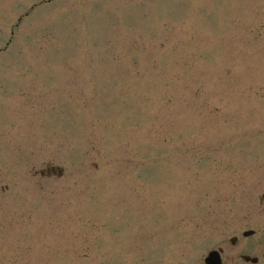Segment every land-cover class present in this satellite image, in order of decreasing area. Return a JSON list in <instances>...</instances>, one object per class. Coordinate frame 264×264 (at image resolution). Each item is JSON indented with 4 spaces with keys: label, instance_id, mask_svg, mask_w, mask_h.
Masks as SVG:
<instances>
[{
    "label": "rangeland",
    "instance_id": "374dc122",
    "mask_svg": "<svg viewBox=\"0 0 264 264\" xmlns=\"http://www.w3.org/2000/svg\"><path fill=\"white\" fill-rule=\"evenodd\" d=\"M218 248L264 264V0H0V264Z\"/></svg>",
    "mask_w": 264,
    "mask_h": 264
},
{
    "label": "water",
    "instance_id": "95a60500",
    "mask_svg": "<svg viewBox=\"0 0 264 264\" xmlns=\"http://www.w3.org/2000/svg\"><path fill=\"white\" fill-rule=\"evenodd\" d=\"M49 171H53V173H57L59 175L62 174L63 170L62 168L60 167H52V168H48L47 172L50 173ZM41 174H44V171H41ZM253 230H249V231H246L244 232V235L245 236H249V235H252L253 234ZM236 241V238H232L231 239V242L232 243H235ZM242 258L245 260V261H250L252 263H256L258 261V259L256 257H250V256H242ZM205 264H222V261H221V256H220V253L219 251H211L208 256L205 258Z\"/></svg>",
    "mask_w": 264,
    "mask_h": 264
}]
</instances>
